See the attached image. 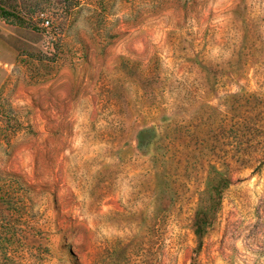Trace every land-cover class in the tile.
<instances>
[{
    "label": "rangeland",
    "instance_id": "374dc122",
    "mask_svg": "<svg viewBox=\"0 0 264 264\" xmlns=\"http://www.w3.org/2000/svg\"><path fill=\"white\" fill-rule=\"evenodd\" d=\"M0 264H264V0H0Z\"/></svg>",
    "mask_w": 264,
    "mask_h": 264
},
{
    "label": "built area",
    "instance_id": "2783aa9c",
    "mask_svg": "<svg viewBox=\"0 0 264 264\" xmlns=\"http://www.w3.org/2000/svg\"><path fill=\"white\" fill-rule=\"evenodd\" d=\"M50 24V20L49 19H45L44 21H43V25L44 26H48Z\"/></svg>",
    "mask_w": 264,
    "mask_h": 264
},
{
    "label": "trees",
    "instance_id": "16d2710c",
    "mask_svg": "<svg viewBox=\"0 0 264 264\" xmlns=\"http://www.w3.org/2000/svg\"><path fill=\"white\" fill-rule=\"evenodd\" d=\"M196 232L199 233L198 227H197V229H196Z\"/></svg>",
    "mask_w": 264,
    "mask_h": 264
}]
</instances>
